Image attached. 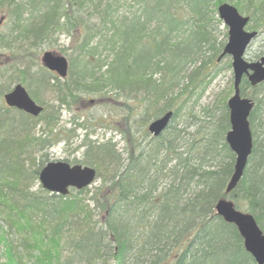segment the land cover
I'll list each match as a JSON object with an SVG mask.
<instances>
[{"label": "trees", "instance_id": "trees-1", "mask_svg": "<svg viewBox=\"0 0 264 264\" xmlns=\"http://www.w3.org/2000/svg\"><path fill=\"white\" fill-rule=\"evenodd\" d=\"M118 1L0 0V17L9 21L7 29L0 31V78L16 77L43 107L36 118L6 107L2 95L11 83L0 80V221L6 227L1 235L5 264H255L236 227L217 216L214 206L226 196L244 202L264 233V138L259 140L255 128L264 107V82L250 86L248 95L245 77L239 86L241 95L254 102L248 117L253 164L229 194L224 191L234 155L225 143L226 105L217 131L193 138L186 150H178L177 141L183 136L170 125L182 107L177 101L187 91L184 86L173 94L187 61L205 45L215 58L222 50L224 41L216 44L211 35L209 15L227 0H142L129 18L114 20ZM227 2L248 17L249 30L264 28V0ZM86 12L96 20L83 18ZM72 28L79 31L78 58L69 60L67 77L61 82L42 68L28 72L22 54L34 53L38 43ZM205 65L192 72L190 81ZM32 84L63 90L60 103L71 96L75 101L96 95L127 103L123 105L126 116L132 111L128 101H133L141 116L149 118L152 110L153 119L167 111H172V117L166 129L146 144L125 129L123 161L111 139L84 141L81 164L93 167L94 181L99 180L89 197L82 198L88 187L71 189L66 196L41 188L29 191L19 184L28 177L21 156L33 137L29 118L39 119L45 111ZM44 119L49 126L57 122L56 116ZM144 132L149 135L147 126ZM197 141L204 144L195 147ZM199 155H209L217 163L223 157L228 160L202 170V157L194 164ZM41 168H34L32 175L38 177ZM85 199L91 201V208ZM81 214L88 225L76 228L65 242L70 218L80 219Z\"/></svg>", "mask_w": 264, "mask_h": 264}, {"label": "rangeland", "instance_id": "rangeland-1", "mask_svg": "<svg viewBox=\"0 0 264 264\" xmlns=\"http://www.w3.org/2000/svg\"><path fill=\"white\" fill-rule=\"evenodd\" d=\"M141 1L119 0L114 6L115 12L112 17L114 20L123 16L129 18L132 12L139 8L138 3H141ZM82 17H87L90 21L96 20L95 16L89 12L82 14ZM209 19L211 21L209 29L216 44L221 41H224L225 44L227 41V27L219 20L217 13L209 15ZM8 25L9 21L7 19L0 25V31H5ZM185 28L187 27H184V30ZM78 36V29L72 28L68 31H58L47 41L38 43L36 51H33L34 53H23L21 63L26 65L28 72L36 73L39 69H44L41 66L40 57L45 51H52L53 53L63 55L68 61L73 58L77 61L78 57L76 56L78 52L76 48L79 40ZM262 55H264V28L259 31L258 35L246 48L244 59L246 61H253ZM6 57L11 59L13 56ZM217 58L214 57L213 51L208 46H202L201 50L187 61L179 73V83L174 87L173 94L175 95L184 86H187V91L178 99L177 103L182 104V107L176 119L170 123L183 136L181 140L178 139L177 141L179 151L188 149L193 138L198 139L203 133L208 134L217 131L219 120L224 113L222 106H224L223 104L226 105L228 98L232 95L233 73L231 58L225 56L216 61ZM202 63L206 64L203 72L190 81L192 72L198 69ZM159 74V71H157L156 76L158 77ZM5 76L7 77H2L0 80L1 82L11 83L10 89L16 83H21L16 80V77H9V74H5ZM59 80L63 81V79ZM22 85L25 87L24 84ZM32 85L33 90L36 91L38 100L45 106V111L43 117L39 119L31 120L29 118V127L32 130L31 134L33 137L30 140V145H28V151L21 156L26 171L25 176L28 177L25 179L21 178L19 184L21 186H28L29 191H36L41 187L37 177L32 175L34 168L44 166L49 161L57 160L81 165L84 151L81 144L84 141L100 143L111 139V142L116 144L117 150L121 152L126 141L125 129L133 132L135 138L141 139L143 144H146L152 137L150 134L148 136L145 135L144 130L146 131L147 124L153 119V111H149V118L145 114L141 116L138 105L133 101H128V104L132 107V111L129 113V116H126V108L123 105H127V103L120 99L113 100L109 97L99 99L96 95H86L80 96L75 101L74 97L71 96L66 99V102L60 103L58 101L60 92L55 91L56 89L53 91V89L44 86L39 87L37 84ZM244 91L247 95L250 94L252 91L250 85L246 86ZM263 108V105H261L258 112L260 117L255 120L256 132L259 135V140L262 141L264 138ZM51 116H56L57 122L49 126L46 124L44 118H51ZM141 121L146 123L145 128L141 127ZM203 144L204 141H197L194 146L201 147ZM125 157V153L121 152L122 161L125 160ZM197 157L194 164L199 163V158L202 157V170L215 167L228 160L223 157V160L217 163L209 155H199ZM98 184L99 180L94 181L88 187V191L82 194V198L89 197L93 188ZM230 200L238 210L248 212L244 202L238 204L233 199ZM84 202L90 204L91 208L92 205L89 199H85ZM96 218L97 216L94 214L93 220H96ZM2 221H0V264H5L4 243H2L1 235L6 227L3 224L4 221ZM69 224L70 226H67V230L69 231L65 230L66 233L63 235L65 242L68 240L69 234H74L76 228L88 225L83 214H81L80 219L70 218ZM14 237L19 238L16 235ZM27 264H31V262H27Z\"/></svg>", "mask_w": 264, "mask_h": 264}, {"label": "water", "instance_id": "water-1", "mask_svg": "<svg viewBox=\"0 0 264 264\" xmlns=\"http://www.w3.org/2000/svg\"><path fill=\"white\" fill-rule=\"evenodd\" d=\"M217 14L227 27V42L218 59L229 55L233 70V94L226 102L230 128L225 135V142L235 156L233 171L225 187V193H229L241 179L252 150L248 116L253 107V101L240 96L239 83L243 75L246 76L251 86L264 81V55L253 62L243 59L247 45L257 34L256 31L245 30L247 16L241 15L233 5L227 2L217 6ZM40 61L44 68L56 72L60 78L66 76L68 62L64 56L45 51ZM3 100L8 107H15L32 116H37L42 110V107L31 99L21 84H16L6 92ZM171 117L172 111H167L153 119L147 126L149 133L158 136L166 128ZM94 178L93 168L80 165L71 166L64 161L48 162L38 174L39 182L44 190L60 195H66L70 187L80 190L90 185ZM214 208L216 214L225 222L236 226L245 251L253 257L255 263L264 264V234L253 216L235 209L233 203L224 198L218 199Z\"/></svg>", "mask_w": 264, "mask_h": 264}, {"label": "bare ground", "instance_id": "bare-ground-1", "mask_svg": "<svg viewBox=\"0 0 264 264\" xmlns=\"http://www.w3.org/2000/svg\"><path fill=\"white\" fill-rule=\"evenodd\" d=\"M101 71H102V69H101ZM101 71H100V70H96V75H100ZM59 92H60V93H59L60 95L64 94L63 90H62V91L60 90ZM41 107H42V106H41ZM42 111H43V107H42L41 113H42ZM41 113H40V114H41ZM40 114H39V115H40ZM27 115H28V114H27ZM39 115H38V116H39ZM29 116H31V117H33V118L38 117V116H32V115H29ZM225 143H226V142H225ZM226 145H227V144H226ZM227 146H228V145H227ZM228 148H229V147H228ZM229 150H230V148H229ZM230 151H231V150H230ZM231 152H232V151H231ZM232 153H233V152H232ZM251 153H252V150H251ZM251 153H250V155L248 156V159H247V163H246L245 169H246V167L251 166V165L253 164V163H252V159H251V157H250V156H252ZM233 155H234V153H233ZM234 157H235V156H234ZM255 161H256V158L254 157V162H255ZM233 165H234V161H233ZM245 169H244V171H245ZM232 170H233V168H232ZM244 171H243V174H244ZM243 174H242V177H243ZM242 177H241V179H242ZM37 179H38V178H37ZM241 179H240V180H241ZM228 180H229V179H228ZM240 180H239V182H240ZM38 181H39V179H38ZM227 182H228V181H227ZM239 182H238V183H239ZM238 183H237V184H238ZM39 184H40V182H39ZM226 184H227V183H226ZM40 186H41V184H40ZM235 187H236V186H235ZM40 188L43 189L42 186H41ZM43 190H44V189H43ZM44 191H45V190H44ZM7 192H9V190H7ZM46 192H47V191H46ZM253 261H254V260H253ZM254 263H255V261H254ZM255 264H256V263H255Z\"/></svg>", "mask_w": 264, "mask_h": 264}]
</instances>
